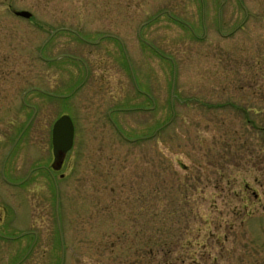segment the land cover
<instances>
[{
    "label": "rangeland",
    "instance_id": "rangeland-1",
    "mask_svg": "<svg viewBox=\"0 0 264 264\" xmlns=\"http://www.w3.org/2000/svg\"><path fill=\"white\" fill-rule=\"evenodd\" d=\"M240 1L0 0V264H264V0Z\"/></svg>",
    "mask_w": 264,
    "mask_h": 264
},
{
    "label": "water",
    "instance_id": "water-1",
    "mask_svg": "<svg viewBox=\"0 0 264 264\" xmlns=\"http://www.w3.org/2000/svg\"><path fill=\"white\" fill-rule=\"evenodd\" d=\"M15 15L19 17H23V18H30L31 16L30 13L25 12V11L15 12ZM126 59H127V56H126ZM127 62H128V59H127ZM132 75H133V72H132ZM174 79H175V68L173 71L171 104H172L173 92H174ZM32 119L33 117L29 120L28 124L23 129L20 136L26 130V128L28 127ZM73 139H74V127H73L72 120L70 119L69 116L63 115L55 121V123L52 126V132H51L52 154L54 156V163L55 164L57 163L58 169L61 168L66 153L71 150L73 146ZM53 169H56V168L53 166Z\"/></svg>",
    "mask_w": 264,
    "mask_h": 264
},
{
    "label": "flooded vegetation",
    "instance_id": "flooded-vegetation-1",
    "mask_svg": "<svg viewBox=\"0 0 264 264\" xmlns=\"http://www.w3.org/2000/svg\"><path fill=\"white\" fill-rule=\"evenodd\" d=\"M58 31H61V32H64V31H66V32H69V33H74V31H72V30H70V29H67V28H65V29H60V30H58ZM57 32V31H56ZM74 34H76V32L74 33ZM52 165H53V163H51L50 164V167H47V166H45L43 169H44V171H46V172H48V173H51L52 172V170H54L53 169V167H52ZM56 165V164H55ZM56 166H58V165H56ZM55 167V166H54ZM35 169H37V168H35ZM1 223H2V220L0 219V225H1ZM26 235H30V236H32V237H37V235H36V233L35 232H28V233H25V234H23L22 236H26ZM2 237H7V236H3L2 235V232L0 231V238H2ZM5 239H8V238H5Z\"/></svg>",
    "mask_w": 264,
    "mask_h": 264
},
{
    "label": "trees",
    "instance_id": "trees-1",
    "mask_svg": "<svg viewBox=\"0 0 264 264\" xmlns=\"http://www.w3.org/2000/svg\"><path fill=\"white\" fill-rule=\"evenodd\" d=\"M176 20V19H175ZM153 253V252H152ZM154 254V253H153Z\"/></svg>",
    "mask_w": 264,
    "mask_h": 264
}]
</instances>
